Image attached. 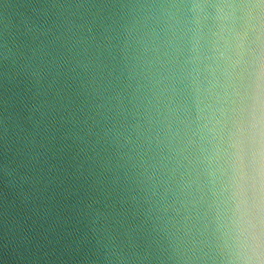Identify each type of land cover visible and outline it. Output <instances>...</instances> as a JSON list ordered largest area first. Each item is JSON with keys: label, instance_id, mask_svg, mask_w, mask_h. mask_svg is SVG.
<instances>
[{"label": "water", "instance_id": "1", "mask_svg": "<svg viewBox=\"0 0 264 264\" xmlns=\"http://www.w3.org/2000/svg\"><path fill=\"white\" fill-rule=\"evenodd\" d=\"M0 264H264V0H0Z\"/></svg>", "mask_w": 264, "mask_h": 264}, {"label": "clouds", "instance_id": "2", "mask_svg": "<svg viewBox=\"0 0 264 264\" xmlns=\"http://www.w3.org/2000/svg\"><path fill=\"white\" fill-rule=\"evenodd\" d=\"M254 238L256 239V240H259V236L257 235V236H254Z\"/></svg>", "mask_w": 264, "mask_h": 264}]
</instances>
